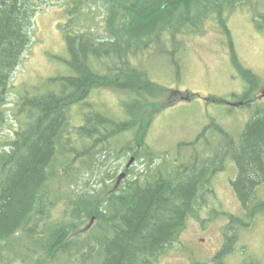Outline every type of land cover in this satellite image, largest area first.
<instances>
[{"label": "trees", "instance_id": "16d2710c", "mask_svg": "<svg viewBox=\"0 0 264 264\" xmlns=\"http://www.w3.org/2000/svg\"><path fill=\"white\" fill-rule=\"evenodd\" d=\"M251 1L91 0L105 11L101 34L91 30L95 13L83 10L82 1L64 2L70 16L62 25L67 73L47 78L45 94L19 95L10 125L13 74L31 42L35 17L50 3L0 0V264H159L187 220L198 217L214 175L231 161L242 214L224 213L221 249L209 261L190 263L226 264L241 233L264 217V107L237 140L213 124L222 136L216 147L205 139L207 127L195 140L179 143L175 157L156 154L147 142L148 101L141 95L150 77L130 56L155 46L169 54L163 43L202 33L212 18L220 19L227 34L225 9ZM255 18L261 30L264 11ZM235 59L248 86L241 96L246 105L260 81ZM104 78L108 83L98 86ZM103 86L136 95L122 102V117L88 103ZM8 126L10 135L3 137ZM130 159L145 162L144 170L128 167Z\"/></svg>", "mask_w": 264, "mask_h": 264}, {"label": "rangeland", "instance_id": "374dc122", "mask_svg": "<svg viewBox=\"0 0 264 264\" xmlns=\"http://www.w3.org/2000/svg\"><path fill=\"white\" fill-rule=\"evenodd\" d=\"M48 1L50 6L40 10L33 21L31 42L13 74L7 106L10 125L14 120V103L19 95L26 92L31 96L45 94L50 89L47 78L67 73L62 25L70 17L63 3L70 0ZM79 1H82L83 10L95 13L93 24L88 22L91 30L103 33L105 11L100 12L98 5L91 4V0ZM257 2L252 0L249 6L230 11L225 9L222 16L229 32L227 34L220 19L212 18L205 22L202 33L178 35L177 42L170 39L163 43L169 54H160L162 47L155 46L150 52L130 56L132 64H141L150 77L149 88L142 86L141 95L148 101L147 142L156 154L168 152L170 157H175V148L179 143L195 140L207 127L205 139L216 147L222 136L213 124L221 126L237 140L251 117L264 107V20L257 18L262 23L261 30L255 27L256 18L253 21L256 13L264 11V5L259 7L260 2ZM233 55L240 66L249 69L260 81L255 91L250 93L246 105L241 102V96L248 86L232 62ZM106 83L105 78L100 79L98 86ZM103 87L92 91L88 103L97 106L104 114L122 117V102L136 95ZM187 95L188 99L185 98ZM76 120L81 123L80 119ZM9 131L8 126L3 137L10 135ZM197 148L203 149L201 143ZM141 163H132L133 170L143 171L146 163ZM236 175V166L231 161L226 163L224 170L214 175L210 193L200 203L198 217L187 220L178 241L160 257L159 264L206 262L221 249L222 228L226 223L223 214H242L231 184ZM260 192L264 196V188ZM239 247H244L245 252ZM237 248L236 252L226 257V264H243L248 259L264 264V217L257 219L251 231L241 233Z\"/></svg>", "mask_w": 264, "mask_h": 264}, {"label": "water", "instance_id": "95a60500", "mask_svg": "<svg viewBox=\"0 0 264 264\" xmlns=\"http://www.w3.org/2000/svg\"><path fill=\"white\" fill-rule=\"evenodd\" d=\"M186 98L188 99L189 97L187 96ZM132 162H133V159H130L129 164L127 166L129 167L132 164ZM123 176H124V174L122 173L120 175V178H122Z\"/></svg>", "mask_w": 264, "mask_h": 264}, {"label": "flooded vegetation", "instance_id": "af4514ba", "mask_svg": "<svg viewBox=\"0 0 264 264\" xmlns=\"http://www.w3.org/2000/svg\"><path fill=\"white\" fill-rule=\"evenodd\" d=\"M179 95H180V93H179ZM186 97H187V96H186ZM186 97H185V98H186ZM185 98H183V99H185ZM263 98H264V95H263Z\"/></svg>", "mask_w": 264, "mask_h": 264}]
</instances>
